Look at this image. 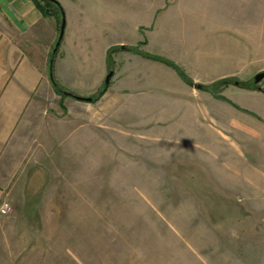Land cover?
Returning <instances> with one entry per match:
<instances>
[{
  "label": "crops",
  "instance_id": "0c3cea01",
  "mask_svg": "<svg viewBox=\"0 0 264 264\" xmlns=\"http://www.w3.org/2000/svg\"><path fill=\"white\" fill-rule=\"evenodd\" d=\"M56 1L62 37L52 63L58 21L44 17L33 0H0V205L12 208L0 217V264H22L19 238H34L38 224L67 223L83 207L85 160L87 170L95 167L102 143L111 155L118 145L125 151L135 145L136 155L147 158L150 144L170 141L164 131L173 126L174 148L156 146L162 156L225 150L251 168L255 155L240 154L236 142L251 140L254 147L264 138V92L233 87L242 93L226 91V101L219 100L148 58L173 63L195 85L241 75L244 26L229 22L239 16L224 0ZM109 72L97 102L75 99H92ZM52 76L68 95L55 91ZM202 127L207 135L199 139ZM244 183L252 184L262 224L261 172Z\"/></svg>",
  "mask_w": 264,
  "mask_h": 264
},
{
  "label": "rangeland",
  "instance_id": "374dc122",
  "mask_svg": "<svg viewBox=\"0 0 264 264\" xmlns=\"http://www.w3.org/2000/svg\"><path fill=\"white\" fill-rule=\"evenodd\" d=\"M223 4L238 12L229 22L244 26L237 51L245 63L243 75L224 78L230 82L218 92L240 95L233 87L244 89L238 83L264 72V0ZM257 86L264 91V79ZM176 131L166 127L170 141L150 144L147 158L136 155L135 145L127 151L118 145L111 155L102 143L95 167L87 170L91 161L85 160L83 207L67 223L38 224L34 238H19L22 264H264V222L252 205V184L244 183L257 171L264 182V138L254 147L251 140L236 142L240 154L255 155L247 168L237 152L225 150L162 156L156 146L174 148ZM205 134L202 127L198 138ZM228 136L235 141L233 132Z\"/></svg>",
  "mask_w": 264,
  "mask_h": 264
},
{
  "label": "trees",
  "instance_id": "16d2710c",
  "mask_svg": "<svg viewBox=\"0 0 264 264\" xmlns=\"http://www.w3.org/2000/svg\"><path fill=\"white\" fill-rule=\"evenodd\" d=\"M33 1H35L37 9L41 12V14L44 17L55 18V20L58 21V25L61 26V7H60V4L56 0H54L52 2H46V1L41 0L44 3V6L39 4L40 0H33ZM59 28L60 27H58V29ZM57 51H58V49H57ZM57 51H56V53H57ZM56 53L51 55L50 60L52 61V63H53V60L55 58ZM148 58L153 59L154 61L162 62L165 65L171 67L172 69H174L177 72V74L184 81V83H186L187 85H189L191 87L192 86L194 87V85H192V82L189 80V78L186 77V74L184 73V71L181 70L179 67L175 66L173 63L166 61V60H163V59H160L158 57H154V56H151ZM52 63L50 64V69L52 68V65H53ZM51 78H52L51 79L52 85H53L55 91L58 94H63L64 91L55 82L53 76ZM229 82H230V80L223 79V80H220L217 83L211 85L210 87L201 86L200 90L208 92L209 94H211L216 99L226 101V99L224 97H222L220 92H218V91L226 88L227 85L229 84ZM238 85L244 89H247V90H259L260 91L259 87L257 85H255L252 81L248 84H239L238 83ZM106 88L107 87H104L97 95L92 97V103H95L100 99V97L105 93ZM261 92H264V91H261ZM70 96H72V95H70Z\"/></svg>",
  "mask_w": 264,
  "mask_h": 264
},
{
  "label": "water",
  "instance_id": "95a60500",
  "mask_svg": "<svg viewBox=\"0 0 264 264\" xmlns=\"http://www.w3.org/2000/svg\"><path fill=\"white\" fill-rule=\"evenodd\" d=\"M43 1L52 2L54 0H43ZM61 37H62V25L60 26V29H59V36H58V40H57V42L55 44V47L53 49V54L56 53V51H57V49L59 47ZM111 77H112V72H109L108 75L105 78L104 87H108V84H109V81H110ZM263 79H264V72L255 75L254 78H253V83L255 85H258ZM194 87L196 89H198V90L201 89V85H194ZM63 95H68V93L63 92ZM75 99H77L78 101H81V102H86V103H91L92 102L91 98H78V97H75Z\"/></svg>",
  "mask_w": 264,
  "mask_h": 264
},
{
  "label": "built area",
  "instance_id": "2783aa9c",
  "mask_svg": "<svg viewBox=\"0 0 264 264\" xmlns=\"http://www.w3.org/2000/svg\"><path fill=\"white\" fill-rule=\"evenodd\" d=\"M11 211V207L8 202L4 201L0 205V217L7 216Z\"/></svg>",
  "mask_w": 264,
  "mask_h": 264
}]
</instances>
